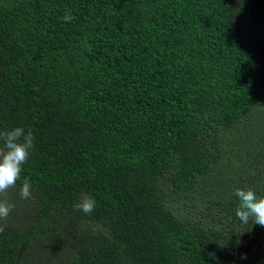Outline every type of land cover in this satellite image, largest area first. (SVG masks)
I'll return each mask as SVG.
<instances>
[{"label":"trees","instance_id":"1","mask_svg":"<svg viewBox=\"0 0 264 264\" xmlns=\"http://www.w3.org/2000/svg\"><path fill=\"white\" fill-rule=\"evenodd\" d=\"M14 127L0 264H264L235 195L264 196V0H0Z\"/></svg>","mask_w":264,"mask_h":264},{"label":"clouds","instance_id":"2","mask_svg":"<svg viewBox=\"0 0 264 264\" xmlns=\"http://www.w3.org/2000/svg\"><path fill=\"white\" fill-rule=\"evenodd\" d=\"M74 19L70 13H66L63 20L68 22ZM0 194L7 193L10 188L16 186L20 179L23 165L27 162L30 150L34 147V136L29 131L25 133L23 127H14L9 130L0 131ZM32 184L25 178L20 188L21 199H28L32 195ZM235 195L239 199L236 209V217L242 223H248L251 219L253 224L264 226V196H258L252 188H237ZM85 214L94 211L96 201L93 196L82 194L79 202L73 206ZM14 204L0 199V220H6L13 210ZM3 231V227H0Z\"/></svg>","mask_w":264,"mask_h":264}]
</instances>
